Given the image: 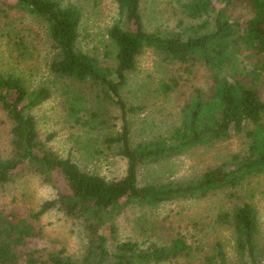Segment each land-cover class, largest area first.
<instances>
[{
  "label": "trees",
  "instance_id": "obj_1",
  "mask_svg": "<svg viewBox=\"0 0 264 264\" xmlns=\"http://www.w3.org/2000/svg\"><path fill=\"white\" fill-rule=\"evenodd\" d=\"M10 1L41 23L49 42V73L59 81L78 84L64 85L63 91L68 93L63 94L65 102L70 100L71 106L76 105L73 109L85 111L90 119L99 117V112L92 109L83 84L94 93L96 102L110 100L123 108L119 90L145 50L188 72L202 67L206 80L203 86H193L181 106L179 124L168 134L132 144L123 119L121 132L105 137V141L118 144L117 153L126 161L125 172L106 178L81 168L69 154L59 156L38 145L32 111L49 99L50 87H32L21 76L0 71V103L11 121L12 146L11 155L0 158V184L31 168L56 189L26 216L0 209V264H21L19 259L26 257L24 264H161L187 258L191 246L182 237L172 238L164 247L142 248L130 240L116 242L117 217L129 203L158 205L203 199L217 192L238 200L216 218L232 231L235 264H264L257 207L238 193L251 176L264 173V101L254 84L264 75V0H186L180 9L189 22L179 20L173 27L154 30L145 27L141 0H114L116 18L107 28L114 49L111 69L100 66L94 55L79 48L81 12L75 5H63L59 0ZM219 1L221 6L211 20L212 4ZM238 5L249 13L243 21L234 20L230 13ZM238 56L250 61L256 79L249 65H239ZM231 130L246 139L242 153L231 154L229 160L207 167L197 176H153L139 183L141 166L168 164L191 148L228 139ZM52 211L77 225L85 242L81 256L29 246L32 239L41 236L37 221ZM108 239L115 242L113 252L106 246ZM200 264L232 263L223 244L215 241Z\"/></svg>",
  "mask_w": 264,
  "mask_h": 264
},
{
  "label": "rangeland",
  "instance_id": "obj_2",
  "mask_svg": "<svg viewBox=\"0 0 264 264\" xmlns=\"http://www.w3.org/2000/svg\"><path fill=\"white\" fill-rule=\"evenodd\" d=\"M59 1L80 9L79 48L94 55L100 66L111 69L115 65L114 49L108 40L107 28L116 18L114 0ZM184 1L141 0L145 27L148 30L162 29L167 25L173 27L179 20L186 24L189 19L180 9ZM13 4L10 0L0 1V71L17 74L32 87H50L49 99L32 111L38 145L51 149L59 156L71 155L83 169L98 172L106 178L123 175L126 161L117 153L118 144H109L105 137L120 133L123 119L127 122L132 144L168 134L179 124L181 106L193 86L205 83L206 72L202 67L188 72L161 61L152 50H145L138 56L133 70L127 72L126 81L119 90L123 108L110 100L96 102L94 93L83 84L92 109L99 112V117L90 119L85 111L73 109L76 105L71 106L70 100L65 102L63 94L68 93H64L63 88L67 84H78L59 81L49 73L46 67L49 42L41 23ZM212 5L211 20L221 2ZM230 13L234 20L243 21L249 16L248 11L239 5L232 7ZM238 63L240 66L249 65L255 77L250 61L238 56ZM169 84L172 88L166 89ZM254 84L264 101V75L254 80ZM10 128L11 121L0 103V158L11 155ZM245 143L242 133L231 130L228 139L191 148L168 164L141 166L137 171L139 183L153 176L173 179L197 176L207 167L229 160L231 154L242 153ZM55 193L51 183L44 182L33 169L25 168L17 172L12 180L0 184V209L26 216ZM238 193L257 207L261 229L259 236L264 241V173L251 176ZM237 201L226 198L225 192H217L203 199H180L158 205L126 204L117 217L116 242L130 240L142 248L164 247L171 244L172 238L182 237L191 246L190 256L162 261L161 264H200L202 255L210 252L211 245L219 241L231 263L235 264L238 261L232 250V231L223 223H218L216 218ZM37 224L41 236L30 241L31 248L62 250L71 257L81 256L84 252L85 242L77 225L60 213L48 212L39 218ZM106 246L113 252L115 242L108 239ZM26 259L19 260L24 264Z\"/></svg>",
  "mask_w": 264,
  "mask_h": 264
}]
</instances>
